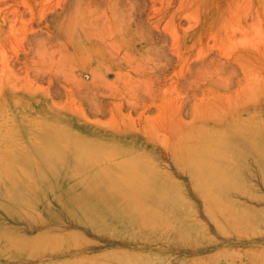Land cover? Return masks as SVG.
Here are the masks:
<instances>
[{"label":"rangeland","instance_id":"1","mask_svg":"<svg viewBox=\"0 0 264 264\" xmlns=\"http://www.w3.org/2000/svg\"><path fill=\"white\" fill-rule=\"evenodd\" d=\"M5 98L9 125L53 121L58 148L89 154L103 173L113 165L119 180L105 182L130 194L132 207L116 218L98 206L87 221L65 216L73 208L54 196L83 183L43 174L28 141L30 159L12 171L23 179L11 186L19 196L9 214L0 198V264H264L255 166L239 163L238 188L224 198L238 211L214 220L181 169L203 143L232 161L242 156V142L219 146L215 130L224 139L246 125L244 149L264 152V0H0V113ZM218 113L225 118L215 124ZM129 147L145 157L134 181L120 174ZM157 177L150 193L138 192Z\"/></svg>","mask_w":264,"mask_h":264},{"label":"bare ground","instance_id":"2","mask_svg":"<svg viewBox=\"0 0 264 264\" xmlns=\"http://www.w3.org/2000/svg\"><path fill=\"white\" fill-rule=\"evenodd\" d=\"M4 100H5L4 105L8 106L9 104L8 100H6V98ZM3 109L4 110L3 111L1 110L0 113L2 117L1 118L2 120L0 119V198H3L6 203V204H1L2 205L1 208L3 209V212L5 214L10 213L9 203H11L13 199H15V196L16 197L19 196L13 193L11 186L16 187L18 183L23 179V177L19 179V177L12 171L13 170L15 171L17 167H23V165L26 166L25 165L26 157L30 159L29 158L30 150L28 149V141L33 145L32 149L34 151H37V155L39 154L38 157L41 156L40 159L41 164L46 166V169L42 170L43 174L51 173L52 176L54 177L53 181H60L61 179H66L75 182L81 181V183H83V185H81L83 190L80 191L79 193L77 192V194L73 193V188H72L73 186L71 185L72 187L69 186L59 189L58 193H61L58 194L59 197L54 196L60 203H62L63 206L69 205L74 209V210L67 209V211L69 210L68 211L69 213L65 212L66 213L65 216L70 213L74 215L77 212L78 217L82 218V220L87 221L86 218L88 219L93 218V214H95L97 211L95 208H97L98 206V208H100L102 211L112 213L110 215L116 218L117 214L114 215L115 211L118 212L119 209L127 207L128 205L129 207H132L130 205L132 203L125 201L126 200L125 196L131 197L130 194L127 193L125 194V191H119L121 187L118 185L115 186L108 185L107 182H105V180H109L111 178L119 180V178L114 177L113 165L112 166L107 165V168H105L103 173V170L97 167L98 164L95 162V160H92V158H88L89 154L85 153L80 155V157H78L76 156L77 154L75 155L68 154L67 152H65L64 149L58 148V144H57L58 129L53 121L50 122L51 124H48L47 122L41 119L33 127L32 125L29 126L28 124L24 123V125L16 128L14 125L13 126L9 125V120L13 123V121L10 118L9 106L8 108L3 107ZM224 118L225 116L223 114L218 113L216 116L213 117V121H215L214 122L215 124H220ZM52 124L54 126H52ZM245 126H243L245 130H242L240 132H233V130H228L229 132H226L227 134L224 132L223 133L224 139L219 136V133L221 134V132L219 131L217 132V130H215V132L213 131L211 135L212 139L213 138L214 140L217 139L216 142L217 145L219 146L224 144V142L226 141L242 142V144L239 145L241 147V149H239V154L240 156L241 155L242 156L238 157L237 161L235 159L234 161L231 160L230 153H227L228 155L215 154L214 153L215 150L213 149V147H211V145L209 148L208 144L203 143L204 145L200 144L199 147H197V149L195 148L192 151V153L189 154L190 155L188 156L189 163H186L183 166V168H181L182 170L185 169L184 170L185 172H188L190 182L193 188L197 190L196 191L197 195H199L202 200V204L204 208L203 211H205V213L208 215V217H210V219L212 218L214 220L215 217L218 218V216L220 217L234 216L236 214V211H238L236 210V208L234 209L230 204L225 203L226 201L224 202V198L228 195L229 192L228 189L238 188L239 180L235 178L234 173L237 171V168L241 166L242 162H245L247 165L255 166L256 168L255 173H257L258 175L256 176L254 174V176L264 182V152H262L260 149L258 151L254 149L253 150L254 152L244 149L243 142L245 141L247 142L251 135L248 132L249 129H246ZM5 129H9V131ZM215 129L218 128L215 127ZM46 130H49V132L48 135L45 137L44 133L46 132ZM30 133H33V136H31V138L29 137ZM262 135L263 133L259 132V136L262 137ZM209 140L207 141L208 143H210ZM114 143L116 145L115 148L120 150L121 147L120 143L118 142H114ZM225 150L227 151V149ZM120 152H121L120 155H122L121 159L122 157L125 158L124 162L127 163V164L125 163L121 164L122 167H120V174L127 173V174H131V176L134 175L133 177H131L130 179L131 181L139 179L138 176L141 175L140 173L143 172L140 173H136V172L137 169H139L138 165L140 160L142 161V158H145L144 153L139 151L137 148H130V147L127 149L125 148V150H121ZM4 169L8 173L12 172L10 178L5 173H3ZM87 169L89 170L92 169L91 171H94L93 172L94 176L78 179L79 177L78 175L86 171ZM146 170H148V167L146 168ZM144 174L145 173H143V175ZM7 178L8 181L13 182L14 185L13 184H10V186L1 185L2 182L7 181ZM164 179L168 181L170 180L168 177H164ZM148 180L151 181L150 185H146L143 189L141 188V186L138 185L139 187L138 192L145 194L150 193V191H152L153 188L158 186L153 184L154 183L158 184V182L160 181L159 178L157 177V178H149V179L144 178L143 182L147 183ZM115 188L117 189L115 190ZM162 194H165V192H159L160 197H164L162 196ZM82 197H87L86 198L87 200L84 201ZM103 197H109V198L106 201L105 199H103ZM110 197L112 198L110 199ZM122 198L124 200H122ZM62 199L64 200L67 199V201H64ZM88 204L91 206V209L87 207ZM31 208L33 209V207ZM26 212L28 211L26 210ZM240 212L242 213L241 210ZM37 214H39V212H37ZM40 217H38L39 221L42 220L43 218L42 217L40 219ZM243 217L245 219L242 218V216L238 215L236 219L239 221L240 219H244V220L249 219L248 217L246 219L245 215ZM87 223L91 225L89 222ZM9 243L11 242L9 241ZM14 244L16 245V243Z\"/></svg>","mask_w":264,"mask_h":264}]
</instances>
